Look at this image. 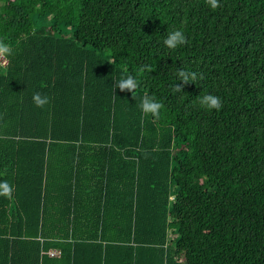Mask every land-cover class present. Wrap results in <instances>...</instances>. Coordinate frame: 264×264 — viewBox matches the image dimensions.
<instances>
[{
    "label": "trees",
    "instance_id": "1",
    "mask_svg": "<svg viewBox=\"0 0 264 264\" xmlns=\"http://www.w3.org/2000/svg\"><path fill=\"white\" fill-rule=\"evenodd\" d=\"M0 40V264H264V0H0Z\"/></svg>",
    "mask_w": 264,
    "mask_h": 264
},
{
    "label": "clouds",
    "instance_id": "2",
    "mask_svg": "<svg viewBox=\"0 0 264 264\" xmlns=\"http://www.w3.org/2000/svg\"><path fill=\"white\" fill-rule=\"evenodd\" d=\"M209 6L215 9L218 6L219 0H208ZM187 42L186 33L182 28H176L175 30L168 33L164 39V43L170 48H177ZM13 52L12 46L5 40H0V54L11 55ZM107 60V59H105ZM108 61V60H107ZM146 69L141 67L137 69L136 75L125 73L123 76L116 80L114 88L118 87L120 90L128 89L133 92L139 84V78ZM179 75L182 81H194L196 79V73L186 72L183 69L180 70ZM179 89L180 87L177 86ZM33 102L37 107L44 108L49 104L50 98L48 95H43L40 92H36L32 97ZM199 104L206 110L211 111L213 109L222 108L221 97L208 93L198 97ZM140 107L145 115L151 113L156 118H160L162 115L161 110L164 105L152 96H144ZM13 188L8 180H0V197L12 198Z\"/></svg>",
    "mask_w": 264,
    "mask_h": 264
},
{
    "label": "built area",
    "instance_id": "3",
    "mask_svg": "<svg viewBox=\"0 0 264 264\" xmlns=\"http://www.w3.org/2000/svg\"><path fill=\"white\" fill-rule=\"evenodd\" d=\"M8 63V59L6 58L5 55L0 54V70L2 67H5ZM60 252L58 250H50L49 254L50 255H58Z\"/></svg>",
    "mask_w": 264,
    "mask_h": 264
}]
</instances>
